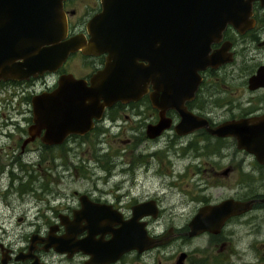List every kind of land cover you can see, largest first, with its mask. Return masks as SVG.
Here are the masks:
<instances>
[{
	"label": "flooded vegetation",
	"instance_id": "flooded-vegetation-1",
	"mask_svg": "<svg viewBox=\"0 0 264 264\" xmlns=\"http://www.w3.org/2000/svg\"><path fill=\"white\" fill-rule=\"evenodd\" d=\"M77 6L82 8V13L76 12ZM61 8L66 19L65 37L82 34L87 40L90 35L86 22L100 10V0H62ZM250 17L251 24L243 30L226 22L219 38L210 42L207 54L220 50L225 60L196 70L195 88L176 103L189 118L184 125H179L181 115L175 106L151 99L155 88L147 82L135 99L116 100L110 105L89 109L88 126L81 132H68L57 142L46 141L43 138L45 128L37 130L31 126V96L57 87L61 73H70L89 84L90 78L103 67L106 52L85 54L76 49L69 52L54 71H44L28 79L0 78V152L12 151L5 161L7 155H0V171L10 173L9 181L0 194L32 192V206L35 207L32 219L41 216V222L33 221L24 229L28 230L26 235L20 233L21 243L18 239L3 241L0 238V264H159L158 257L154 261L147 260L151 255L148 251L165 245L173 237V225L164 229L167 223H158L165 218L164 211H171L175 206L174 203L163 204L157 192L151 191L153 181L150 178L157 177L160 186L179 183L168 178L173 175L169 155L174 160L183 157L187 163L182 167L192 164L194 171L200 172L199 180L204 182H199L198 186L202 187L203 197L186 212L188 220L203 204H214L227 197L240 201L252 199L248 210L229 216L218 232L202 231L190 236L186 234L187 227L183 235L193 238L205 234L210 243V237L221 235L227 223L237 227L246 225L253 230L261 228L264 232V160L258 161L252 152L238 147L234 133L211 131L221 124L239 120L246 121L239 130L247 135L259 134L258 130L264 129V2L251 1ZM72 57L79 59L73 64L79 68L65 67ZM47 76H50L49 81ZM36 78L41 79V84L35 85L33 79ZM26 81L30 82L29 85H22ZM14 86H18L20 92L27 89L28 92L24 96L19 95L13 103ZM8 89L12 90L9 94ZM28 102L27 107L25 103ZM13 109L17 113L12 112ZM13 114H19L22 121L13 118ZM157 124L162 127L153 134L152 126ZM107 139L124 141L126 146L104 148L102 143ZM88 150L90 153L82 155V151ZM28 151L38 154L36 165L44 178L40 160H48L54 155L64 156L59 164L65 168L69 162L66 160L68 155L79 154L78 165L70 164L73 173L87 179L89 184L66 194L54 188L56 184L49 186L44 180L39 185V192H35L31 183L21 182L25 172L13 176L15 167L22 170L31 168L21 157ZM196 177L193 174L192 178ZM14 181L20 182L19 185H14ZM222 185L232 192L225 197L211 199L208 190ZM49 199L57 204L51 205ZM132 216L144 222L146 235L157 238L159 242L142 250L130 248L113 260L103 261V240L111 236L107 228L115 229L121 220ZM177 216L181 215L174 213L171 218ZM23 219V215L17 217V221ZM256 219H261V223ZM163 237L165 240L161 241ZM51 238L55 241L54 246L49 244ZM80 240L84 241L81 246L76 244ZM223 245L225 243L221 242L220 246ZM181 252L185 251L176 252L170 264H196L189 259L187 252L178 262L177 256Z\"/></svg>",
	"mask_w": 264,
	"mask_h": 264
},
{
	"label": "water",
	"instance_id": "water-1",
	"mask_svg": "<svg viewBox=\"0 0 264 264\" xmlns=\"http://www.w3.org/2000/svg\"><path fill=\"white\" fill-rule=\"evenodd\" d=\"M251 1L100 0V10L86 22L90 36L85 40L82 34L65 37L62 0H0V78L28 79L54 71L76 49L85 54L106 52L103 67L89 84L61 73L57 87L31 96V126L44 127L46 141L81 132L88 126L89 109L135 99L147 82L155 88L151 99L175 106L181 115L179 125H184L189 118L176 103L195 88L197 69L225 60L220 50L208 55L209 44L219 38L226 22L240 30L251 24ZM245 125V120H239L211 131L234 133L238 147L264 160V129L247 135L239 130ZM152 127L155 134L162 125ZM251 201L227 197L199 206L187 222L186 234L218 232L229 216L248 210ZM120 223L115 229L107 228L111 236L103 240V261L159 242L146 235L144 222L135 216ZM49 244L54 246L53 238ZM184 255L178 254V262Z\"/></svg>",
	"mask_w": 264,
	"mask_h": 264
},
{
	"label": "rangeland",
	"instance_id": "rangeland-1",
	"mask_svg": "<svg viewBox=\"0 0 264 264\" xmlns=\"http://www.w3.org/2000/svg\"><path fill=\"white\" fill-rule=\"evenodd\" d=\"M76 12L82 13V8L77 6ZM78 61L79 59L77 57H72L68 62H66L65 67L79 68L78 66L73 65ZM74 71L76 72L78 70L74 69ZM46 78L48 81L50 80V76H47ZM33 80L35 85L41 84L39 83V80L41 79L36 78ZM29 83V81H26L22 83V85H29ZM30 85L33 86L32 84ZM11 92L12 90L8 89L7 93L9 94ZM26 92H28V89L24 92H20L18 86H14L13 94L11 95L12 102H16L19 95H26ZM27 100L29 101L28 96ZM12 102L11 105H13ZM25 105L28 107L29 102L25 103ZM13 111L14 113H17L16 110L13 109L12 112ZM25 115H27V113H25ZM12 116L13 118L20 120L19 114H13ZM102 144L104 148L109 149L116 147L123 148L126 146L124 141L112 139L104 140ZM83 147H86L85 144H83ZM3 149H5V147H3ZM16 150L17 149H14V151ZM11 153V150H6L1 151L0 155H7V157L4 158L5 161L10 158ZM87 153H90V151H82V155H87ZM37 155V153L32 151L21 154L23 161L30 164L31 168L29 170H22L15 167L13 172V176H18L25 172L21 182L26 181L31 183L30 186L33 187L35 192H39V185L44 180L49 186L56 184L54 188H57L66 194H70L72 189L81 190L89 184L87 179H84V177H78L77 174L73 173L70 163L78 165V159L81 158L79 154L68 155L66 160L69 162L68 166L65 168H62L59 164L64 156L59 158V156L54 155L52 157L50 156L48 160H40L41 166L44 167L45 178L42 171H40L36 165ZM168 157L172 160L170 171L173 172V175L170 176V174L168 178L172 181L176 179L179 183L174 186L167 187L160 186L157 177L150 178V180L153 181L151 183V191L157 192V196L161 199L163 204L174 203V209L171 211H164L165 218H163V220H159L158 223V225H160V223L165 221L167 224L164 229H170V226L173 225L174 227L171 229L173 237L167 241L165 245L158 246L157 248L148 251L151 255L147 257V260L154 261L155 257H158L159 264H170L175 258V253L179 250H184L190 255L189 259L196 262V264H264V232H262L261 228L253 230L252 228L246 227V225H240L237 227L232 223H227L221 232V235L210 237V243L208 242V236L205 234H201L193 238L183 235V231L187 229V226L185 225L188 221L186 212L188 210H192L194 203L196 204V202L203 197L201 193L202 187L198 188L200 185L199 182H201L199 180L200 172H195V168L192 164H186L182 167V165L187 163V161L181 156L175 160L172 159L173 157L170 155ZM54 163H56V166L53 165ZM166 164L168 168V162H166ZM193 174L197 176L194 179L192 178ZM9 178V172L0 171L1 191H3V188L7 185ZM19 183L17 184V182L14 181V185L16 186H18ZM201 183L204 184V182ZM137 191L138 189L136 188L135 192ZM231 192L232 191L229 187L222 185L216 187L212 186L210 190H208L207 194H211L209 195L211 199H218L220 197H225ZM32 195L33 193L28 190H24L22 193L14 192L7 194L6 192H2L0 194V238H2L3 241L13 238L18 239V243H21L22 240H20L18 236H20V233L26 235L28 230L24 229L28 227V224L33 221L41 222V216L36 219H32L34 216L32 215L33 210L35 209V207L32 206L34 200ZM181 201L185 203H180ZM49 203L51 205L57 204V202L53 199H49ZM38 205L39 203L36 207ZM27 206L28 208L24 210V207ZM174 213H178L181 216H177L172 219L171 217ZM19 215L25 216V219L17 221V217ZM256 222L261 223V219H256ZM164 240L165 238L163 237L161 241ZM221 242H224L225 245L220 246Z\"/></svg>",
	"mask_w": 264,
	"mask_h": 264
}]
</instances>
